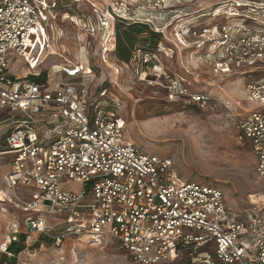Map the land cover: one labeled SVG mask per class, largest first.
Here are the masks:
<instances>
[{
    "label": "built area",
    "instance_id": "obj_1",
    "mask_svg": "<svg viewBox=\"0 0 264 264\" xmlns=\"http://www.w3.org/2000/svg\"><path fill=\"white\" fill-rule=\"evenodd\" d=\"M81 1L90 5L88 16H81L83 29L98 41L96 57L107 63L116 48L117 22L135 23L128 5L0 0V115L6 113L13 124L2 140L0 154L12 158L0 200L43 215L29 219V230L49 236L57 247L69 237L115 240L136 264H168L185 256L191 264H264V211H235L219 185L187 180L172 159L130 141L124 120L106 104L107 90L94 92L90 86L94 67L66 62L52 76L47 72L43 84L31 79L43 73L44 55H56L48 35L42 42L39 32L53 29L60 18L76 20ZM170 1L155 0V6L165 9ZM219 6L214 12L224 15L226 24H215L214 33L209 27L190 29L192 36L218 41L222 73L264 65V0H226ZM23 61L25 77L13 72ZM176 83L167 86L169 92L194 104L209 101ZM247 91L257 108L241 109L233 119L238 140L250 146L264 179V76L250 81ZM23 191L30 200L13 202ZM50 217L59 219L54 236L46 225ZM10 240L17 242V236Z\"/></svg>",
    "mask_w": 264,
    "mask_h": 264
},
{
    "label": "rangeland",
    "instance_id": "obj_2",
    "mask_svg": "<svg viewBox=\"0 0 264 264\" xmlns=\"http://www.w3.org/2000/svg\"><path fill=\"white\" fill-rule=\"evenodd\" d=\"M113 1L128 5L136 13V23L147 22L162 35L148 62L141 55L132 66L122 64L114 56H109L107 63L96 57L98 41L83 29L85 22L81 18L88 16L90 5L81 1L77 3L81 7L76 20L60 18L51 25L53 29L39 32L42 42L48 35L52 53L56 54L44 55L41 71L52 76L56 66L66 62L90 64L95 70L90 79L92 90H107L106 104L124 120L130 141L144 151L172 159L187 180L219 185L235 211L263 212L264 179L257 175L250 146L238 140L233 117L241 109L257 108L248 99L247 85L264 76V65L245 73H222L218 66L223 60L218 41L197 40L189 32L209 27L214 33L215 24L225 25L224 15H217L218 10H214L226 0H184L181 5L172 0L165 9L162 5L156 7L155 0ZM90 49L92 59L87 54ZM26 64L17 63L13 72L27 76ZM21 65L25 71L20 69ZM56 76L58 79L59 75ZM171 82L180 83L189 94H204L209 101L194 104L179 93H171L167 89ZM12 125L6 113L0 115V152L4 150L2 140ZM11 158L0 154V194L6 190ZM17 197L13 202L22 204L30 200L27 191L19 192ZM38 216L43 215L26 214L12 203L0 200V264L13 260V264H136L115 240L97 243L69 237L57 247L49 236L30 232L28 221ZM58 222L55 217L46 220L53 236L59 233ZM12 236H17V245H23L22 237H26L25 249L19 254L5 252V247L13 243ZM168 264L191 263L185 256Z\"/></svg>",
    "mask_w": 264,
    "mask_h": 264
},
{
    "label": "trees",
    "instance_id": "obj_3",
    "mask_svg": "<svg viewBox=\"0 0 264 264\" xmlns=\"http://www.w3.org/2000/svg\"><path fill=\"white\" fill-rule=\"evenodd\" d=\"M161 39L162 35L153 30L150 24L120 21L115 26L116 48L110 56H114L122 64L132 66L139 55L145 57L147 54H154ZM89 52H91V49L88 50V55L92 59L93 53L89 54ZM32 78H34V82L43 84L48 80V74L43 72L40 76ZM25 240L26 237L23 236L21 242L23 245ZM23 245H17L13 242L8 247V252L19 254L25 249ZM13 263H15V260L10 264Z\"/></svg>",
    "mask_w": 264,
    "mask_h": 264
},
{
    "label": "bare ground",
    "instance_id": "obj_4",
    "mask_svg": "<svg viewBox=\"0 0 264 264\" xmlns=\"http://www.w3.org/2000/svg\"><path fill=\"white\" fill-rule=\"evenodd\" d=\"M252 198H255L254 196Z\"/></svg>",
    "mask_w": 264,
    "mask_h": 264
}]
</instances>
